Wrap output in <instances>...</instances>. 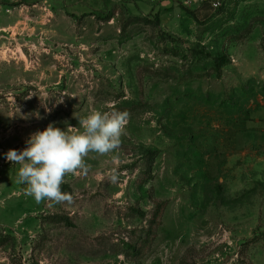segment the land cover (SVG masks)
<instances>
[{
	"label": "rangeland",
	"instance_id": "obj_1",
	"mask_svg": "<svg viewBox=\"0 0 264 264\" xmlns=\"http://www.w3.org/2000/svg\"><path fill=\"white\" fill-rule=\"evenodd\" d=\"M94 110L120 147L37 204L5 154ZM0 264H264V0H0Z\"/></svg>",
	"mask_w": 264,
	"mask_h": 264
},
{
	"label": "clouds",
	"instance_id": "obj_2",
	"mask_svg": "<svg viewBox=\"0 0 264 264\" xmlns=\"http://www.w3.org/2000/svg\"><path fill=\"white\" fill-rule=\"evenodd\" d=\"M78 120L79 129L67 126L62 130L49 123L44 130L30 135L26 148L9 149L5 154L7 161L19 165L16 183L26 185V195L37 204L45 201L71 204L73 196L62 191L65 177L86 172L90 153L103 156L116 151L122 143L129 113L94 110ZM109 176L111 182H117L115 170Z\"/></svg>",
	"mask_w": 264,
	"mask_h": 264
},
{
	"label": "trees",
	"instance_id": "obj_3",
	"mask_svg": "<svg viewBox=\"0 0 264 264\" xmlns=\"http://www.w3.org/2000/svg\"><path fill=\"white\" fill-rule=\"evenodd\" d=\"M196 21L199 22V19L196 17ZM144 22L148 25H156L158 26L160 21H159V17L158 15H156V17L154 19H149V18H146L144 19ZM230 64V59L226 58V57H217V58H214V68H215V71H216V75L217 77H221L222 75V68L224 66H227ZM67 189V187H63L62 186V191H65ZM163 207H164V203H160L158 206H157V210L154 214V220L156 218H158L162 212H163Z\"/></svg>",
	"mask_w": 264,
	"mask_h": 264
},
{
	"label": "built area",
	"instance_id": "obj_4",
	"mask_svg": "<svg viewBox=\"0 0 264 264\" xmlns=\"http://www.w3.org/2000/svg\"><path fill=\"white\" fill-rule=\"evenodd\" d=\"M213 7H214V8H218V3H214V4H213Z\"/></svg>",
	"mask_w": 264,
	"mask_h": 264
}]
</instances>
